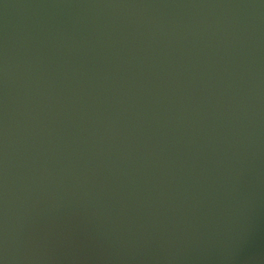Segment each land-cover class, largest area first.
Instances as JSON below:
<instances>
[{
	"label": "water",
	"instance_id": "1",
	"mask_svg": "<svg viewBox=\"0 0 264 264\" xmlns=\"http://www.w3.org/2000/svg\"><path fill=\"white\" fill-rule=\"evenodd\" d=\"M0 264H264V0H0Z\"/></svg>",
	"mask_w": 264,
	"mask_h": 264
}]
</instances>
